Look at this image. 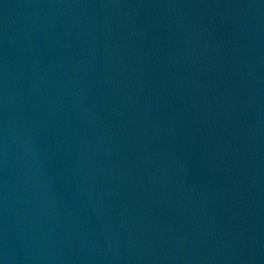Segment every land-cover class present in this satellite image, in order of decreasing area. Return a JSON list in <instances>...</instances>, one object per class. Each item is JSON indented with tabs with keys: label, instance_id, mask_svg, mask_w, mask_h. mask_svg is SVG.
Returning a JSON list of instances; mask_svg holds the SVG:
<instances>
[{
	"label": "water",
	"instance_id": "95a60500",
	"mask_svg": "<svg viewBox=\"0 0 264 264\" xmlns=\"http://www.w3.org/2000/svg\"><path fill=\"white\" fill-rule=\"evenodd\" d=\"M0 264H264V0H0Z\"/></svg>",
	"mask_w": 264,
	"mask_h": 264
}]
</instances>
